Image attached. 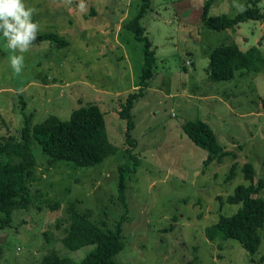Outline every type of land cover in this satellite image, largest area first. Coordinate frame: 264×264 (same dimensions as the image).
Listing matches in <instances>:
<instances>
[{
    "label": "rangeland",
    "instance_id": "rangeland-1",
    "mask_svg": "<svg viewBox=\"0 0 264 264\" xmlns=\"http://www.w3.org/2000/svg\"><path fill=\"white\" fill-rule=\"evenodd\" d=\"M246 1L210 0L205 15L233 17ZM82 2L83 11L81 0H24L36 9L33 21L40 31L36 45L23 53L19 76L0 38V138H18L25 119L36 124L55 114L67 120L74 108L95 103L115 152L93 167L67 161L52 165L33 142L37 166L29 180L31 202L14 209L10 223L0 228V264H41L52 250L74 260L85 256L94 245L70 250L61 241L70 202L105 227L120 219L116 264H264V228L254 253L236 239L209 241L203 234L220 212L240 206L226 198L238 184L250 182L245 164L253 167V183L262 178L257 195L264 198V68L239 70L224 81H211L205 70L218 44L237 43L243 51L257 46L264 55V20L216 31L199 21L205 0H150L139 22L154 50L153 74L131 109L141 163L126 173L121 201L117 167L128 157L124 120L116 108L119 98L139 87L143 68V42L124 24L142 0ZM257 6L264 11V0ZM45 32L63 36L68 44L40 40ZM189 119L208 123L229 155L203 165L205 152L180 129ZM234 164L235 176L229 179Z\"/></svg>",
    "mask_w": 264,
    "mask_h": 264
},
{
    "label": "trees",
    "instance_id": "trees-1",
    "mask_svg": "<svg viewBox=\"0 0 264 264\" xmlns=\"http://www.w3.org/2000/svg\"><path fill=\"white\" fill-rule=\"evenodd\" d=\"M259 0H247L244 11L230 17L227 14L206 16L210 0H205L199 21L211 30L236 31L239 24L249 20H264V11L257 6ZM150 0H142L137 14L124 25L134 33L136 39L143 42V68L139 87L118 99L117 115L124 120V152L128 162L117 167V192L124 201L126 173H134L141 163L135 152L138 142L133 137L135 121L131 112L134 102L143 95L148 86V79L153 74L155 62L151 41L145 34V27L139 22L149 6ZM40 40H48L59 46L68 41L55 32H45L39 35ZM264 68V55L257 46L247 50L240 49L237 43H222L213 47L208 55L206 77L211 81L232 80L236 72H259ZM180 129L185 137L197 148L205 152L202 164L207 166L212 162H220L229 155L224 150L216 134L199 119H189L181 123ZM37 143L49 164L67 161L76 167H93L115 152L106 135L104 114L95 103H86L71 110L69 119L62 120L55 114H50L44 120L31 124L30 119L24 120V125L17 137L0 138V228L8 225L12 211L24 208L31 202L29 180L37 166V159L32 150V143ZM236 164L230 170L228 178L235 176ZM244 177L250 180L248 184H238L234 192L229 194L226 202L240 205L232 213L220 212L217 219L207 227L203 234L209 241L218 239H236L249 253H254L261 242V230L264 228V198L257 195L263 186L262 178L254 183L255 172L251 164L243 167ZM57 204V203H55ZM57 207V205H51ZM69 223L64 227L62 244L77 250L85 245L94 247L81 259L74 260L60 256L55 250L44 255L41 264H116L113 255L122 248L120 239V219L113 226L105 227L92 220L87 212L78 210L74 202L67 205ZM171 228V227H170ZM163 230H167L164 228ZM186 264H190L188 261Z\"/></svg>",
    "mask_w": 264,
    "mask_h": 264
},
{
    "label": "clouds",
    "instance_id": "clouds-1",
    "mask_svg": "<svg viewBox=\"0 0 264 264\" xmlns=\"http://www.w3.org/2000/svg\"><path fill=\"white\" fill-rule=\"evenodd\" d=\"M67 3L71 4L72 0H67ZM78 7L84 10L82 0ZM237 7L240 11L245 10L242 6ZM35 12L36 9L27 6L24 0H0V38L4 41V49L10 52L8 61L16 76L21 74L24 67L23 53L37 43L40 26L33 21Z\"/></svg>",
    "mask_w": 264,
    "mask_h": 264
}]
</instances>
